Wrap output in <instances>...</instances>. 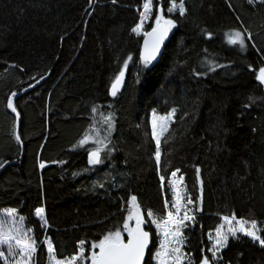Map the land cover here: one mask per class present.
Returning <instances> with one entry per match:
<instances>
[{
	"label": "trees",
	"instance_id": "trees-1",
	"mask_svg": "<svg viewBox=\"0 0 264 264\" xmlns=\"http://www.w3.org/2000/svg\"><path fill=\"white\" fill-rule=\"evenodd\" d=\"M155 1L176 25L162 57L145 67L143 37L131 31L142 0H0V209H17L38 243L45 235L53 240L58 257L73 254L82 239L87 254L93 241L122 227L130 195L144 214L165 215L171 193L166 184L161 190L155 163L153 111L175 109L161 141L160 174L180 169L189 196L200 197L202 210L184 231L193 264L202 248L210 257L207 237L223 215L255 219L264 236V85L256 80L264 66V3L185 0L181 17L167 14L166 0ZM233 29L251 33L243 50L226 42ZM129 56L125 87L111 97ZM13 92L17 116L6 107ZM101 112L114 118L106 167L87 164L90 146L73 147L94 119L103 135ZM36 207L45 209L46 229ZM146 229V264H154L158 240ZM220 256L218 264H264V248L247 238L231 240ZM34 262L48 264L42 243Z\"/></svg>",
	"mask_w": 264,
	"mask_h": 264
},
{
	"label": "snow or ice",
	"instance_id": "snow-or-ice-1",
	"mask_svg": "<svg viewBox=\"0 0 264 264\" xmlns=\"http://www.w3.org/2000/svg\"><path fill=\"white\" fill-rule=\"evenodd\" d=\"M91 2V0H90ZM168 3L167 12L173 13L178 10L181 17L186 14L185 0H166ZM249 4H254L256 0H247ZM264 3V0H260ZM115 3V0H113ZM153 0H142V10L138 9L139 21L131 29L136 35L143 36V46L140 49V61L147 67L156 58L160 51L161 44L170 30L175 27L176 21L164 14V9L157 7L153 13ZM154 14V22L150 25V30H145V24ZM239 19V17H237ZM211 37L210 32L205 33ZM226 42L228 45H238L240 49H244L246 37L251 40V33L247 29L230 30L225 33ZM255 47V45H252ZM131 60V56L123 61L115 78L111 81L109 94L115 97L120 90L125 77V69ZM215 61H208V71L214 70L212 65ZM219 66V65H217ZM251 67V66H250ZM200 73H197L199 75ZM256 80L264 85V66L260 67ZM16 95L13 92L7 97L6 107L16 113V107L13 103V97ZM93 116L98 113V108H91ZM103 124L106 126L103 130V135L95 127V119L90 126L89 132L78 141L73 147L83 148L91 141L95 147L87 150V164L96 166L103 163L102 153L105 151L110 153L113 149L109 146L111 143V133L114 129V118L112 113H99ZM175 109L165 115H157L153 111L151 119V137L155 141V163L159 175L161 190H167L171 193V200H164L165 215L162 218L154 216L149 210L147 217L156 229L158 244L156 250L151 253V259L156 264H193L191 253H185L184 245L186 237L183 229L189 226L188 222L195 223L196 213L202 209L199 207L200 197L193 200L188 196L184 189V176L179 175L180 169H175L167 175L160 174L161 171V137L169 130L170 122L175 119ZM17 115H19L17 113ZM187 115V114H185ZM16 140H20V136L16 135ZM6 163V162H4ZM4 163H0V168L4 167ZM39 167H45L44 162H40ZM196 183L202 184L200 177V169L197 167ZM103 187V185H101ZM127 214L123 217L122 227H117L114 231L109 230L106 234L96 241L91 243L90 249L86 254V241L79 240L77 242L76 251L69 255L58 257L53 240L47 235L42 240V246L45 248L49 264H85L90 261V264H146L145 256L150 251L149 245L152 242L151 234L145 230L147 221L141 211V205L137 200L136 195H130L126 201ZM123 207V205H122ZM35 217L41 222L40 227L46 229L47 219L45 209L36 207L34 209ZM222 223L208 234L207 254H203L205 249L202 248V256L199 264H218L222 259L220 256L221 250L227 247L229 237L237 238V234H242L250 238L254 243H258L264 248V236L261 235V229L258 227V222L255 219L247 220L237 218L235 213L232 215H223L220 217ZM126 233V239L123 235ZM34 235L32 227H26V218L19 216L17 218V209L6 208L0 209V261L2 264H35L34 257L41 246ZM6 247V252L2 250ZM98 249V251H97Z\"/></svg>",
	"mask_w": 264,
	"mask_h": 264
},
{
	"label": "rangeland",
	"instance_id": "rangeland-1",
	"mask_svg": "<svg viewBox=\"0 0 264 264\" xmlns=\"http://www.w3.org/2000/svg\"><path fill=\"white\" fill-rule=\"evenodd\" d=\"M258 2H260V0H256V2L255 3H258ZM254 3V4H255ZM153 13H155V10H156V8L157 7H159L158 6V4L156 3V1L155 0H153ZM140 10H142V7H141V9ZM178 12V10L177 11H175V12H173V13H168L167 12V14H175V13H177ZM153 16H154V14H153ZM153 16L152 17H150V19H149V21L148 22H146V24H145V30H146V28H147V25L151 22V20H152V18H153ZM154 21V20H153ZM138 36V35H137ZM139 36H141V37H143L142 35H139ZM236 46H238V45H236ZM239 47V46H238ZM152 114L153 113H151L150 114V117H149V130H150V136H151V119H152ZM157 115H159V114H157ZM171 123L172 122H170V125H171ZM170 125H169V127H170ZM106 126L104 125L103 126V130H104V128H105ZM168 132V131H167ZM166 132V133H167ZM165 133V134H166ZM89 134H91V133H89ZM165 134L161 137V141H162V139H163V137L165 136ZM152 138V137H151ZM154 143H155V141H154ZM88 146H90L91 148L92 147H95V145L90 141L89 142V144H87V145H85L84 146V148L86 149V147H88ZM112 152V151H111ZM111 152L110 153H107L106 151L104 152V153H102V159H103V163L102 164H100L99 166L100 167H106L107 165V161L111 158ZM179 175H181L180 173H178V176ZM184 183V182H183ZM184 189H185V191L187 192V189H186V186H185V183H184ZM187 194H188V192H187ZM188 196H189V194H188ZM170 202V201H169ZM141 211H142V209H141ZM142 214L144 215V217H145V220L147 221V223L151 226V228H152V230H153V232L155 233V236L157 237V235H156V229H155V227L153 226V225H151V221L149 220V218L147 217V214H144L143 213V211H142ZM154 214V216L155 217H157V218H162L163 216H160V215H157V214H155V213H153ZM19 217V215H18V213H17V218ZM188 223H191V222H188ZM258 227L261 229V235H262V226L258 223ZM185 229L186 228H184L183 229V232L185 231ZM212 234L214 235V231H212ZM123 235H124V237H125V235H126V233H123ZM241 238H247V239H249V240H251L250 238H248V237H245V236H243L242 234H237V238H235V239H233L232 237H229V241H228V244H229V242L231 241V240H239V239H241ZM252 241V240H251ZM253 242V241H252ZM228 244H227V246H228ZM258 244V243H257ZM259 245V244H258ZM185 246H186V243H185V245H184V251H185ZM260 246V245H259ZM225 249V248H224ZM223 249V250H224ZM2 250H4L5 252H6V247L5 248H3ZM222 251V250H221ZM185 253H186V251H185ZM36 255V254H35ZM153 262H154V264H156V262L153 260ZM192 262H193V260H192ZM48 264H49V262H48ZM85 264H86V262H85Z\"/></svg>",
	"mask_w": 264,
	"mask_h": 264
},
{
	"label": "water",
	"instance_id": "water-1",
	"mask_svg": "<svg viewBox=\"0 0 264 264\" xmlns=\"http://www.w3.org/2000/svg\"><path fill=\"white\" fill-rule=\"evenodd\" d=\"M171 33H172V29L170 30V32L168 33V35L165 37L163 43L161 44L160 51L158 52L156 58L152 61L151 64H155V63H156V62L162 57V55H163V53H164V48H165V46H166V44H167V42H168V40H169V38H170V36H171ZM142 46H143V38H142V45H141V47H142ZM46 79H47V77H46V78H43V79L40 80L38 83H36V84H34L32 87L28 88V90H26V91H29V90H31V89H33V88H35V87H38V86H39L44 80H46ZM126 79H127V72H125V77H124L123 83H122V85H121V87H120V90H119V92L117 93V95L123 91V89H124V87H125V84H126ZM117 95H116V96H117ZM110 96H111V95H110ZM111 97H112V96H111ZM10 110H11V109H10ZM15 115L17 116V113H15ZM145 230H147V229H146V225H145ZM150 234H151V233H150ZM151 238H152V234H151ZM151 246H152V242H151L150 245H149V249L151 248ZM148 255H149V252L146 253L145 261H147Z\"/></svg>",
	"mask_w": 264,
	"mask_h": 264
}]
</instances>
